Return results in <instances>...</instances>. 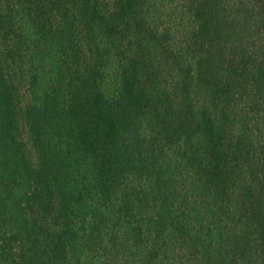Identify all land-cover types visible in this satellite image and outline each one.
I'll use <instances>...</instances> for the list:
<instances>
[{"label": "trees", "instance_id": "16d2710c", "mask_svg": "<svg viewBox=\"0 0 264 264\" xmlns=\"http://www.w3.org/2000/svg\"><path fill=\"white\" fill-rule=\"evenodd\" d=\"M253 1L261 25L246 30L253 13L239 1L245 35L225 73L207 83L204 73L193 76L180 96L167 97L153 90L143 48L145 0H83L79 22L61 0H0V149L19 128V88L9 70L34 68L49 45L61 55L57 85L26 113L38 155L26 162L31 179L20 229L0 225L7 264H264V144L258 149L253 137L238 135L232 119L248 98L249 115L264 113V0ZM187 2L195 30L210 33L215 19H227L212 12L210 0ZM80 26L102 29L111 43L105 51L116 45L122 56L113 93L106 90L105 53L100 44L98 52L84 50ZM191 85L209 90L208 100L191 97ZM176 147L185 150L200 196L189 197L183 186L181 193L177 179L170 188L161 179L166 169L158 160ZM8 161L3 155L0 167ZM245 163L254 177L232 210L228 196Z\"/></svg>", "mask_w": 264, "mask_h": 264}, {"label": "rangeland", "instance_id": "374dc122", "mask_svg": "<svg viewBox=\"0 0 264 264\" xmlns=\"http://www.w3.org/2000/svg\"><path fill=\"white\" fill-rule=\"evenodd\" d=\"M239 1L246 5L243 12L246 14H248L247 12L253 13V18H251L249 25L247 24L246 30L248 26H250L249 30L256 29L255 26L259 28L261 22L256 15L255 2L253 0H210L208 6L213 8L212 12L218 15L219 18L221 17V19L227 16V19L223 18L219 21L220 24H216L217 20L215 19L213 21L214 27L210 33L207 30H195L196 21L191 19L193 11L188 9L187 0H145L141 14L145 21V27L140 32L141 37L144 38L143 48L149 58V70L154 81L153 90L154 87L157 89L156 93H167V97L180 96L184 80L188 79L187 83H190L189 81H191L193 76L196 77L204 73L205 83H207V81L216 80L214 77H219L225 73V69H228L229 59L239 53L237 46L238 41L242 40L240 36L245 35V21H242L240 14L235 11ZM61 2H64V6H67L70 11H74L77 22H79L80 18H84L82 10L83 0H61ZM214 13L212 15H215ZM34 25L33 20L31 22L28 21L23 26L24 34L27 35L32 29L34 30ZM225 26L234 27L235 34L228 33L229 28L222 29ZM90 29L86 30L83 26L82 32V26H80L78 28V39L83 44L86 52L88 50L98 52L97 47L100 44L101 52L105 53V67L103 69L106 75L104 79L106 90L108 89L109 93H113L119 85V67L122 65V56L119 55L116 45L111 47L108 52L105 51L104 47L111 43L107 41L105 32L102 29L96 27ZM234 31L232 30L233 33ZM131 38H133L132 33ZM246 42L244 41V43ZM126 43L127 41L125 40L124 45ZM48 49L49 52L42 56V60H38L39 64L34 62V68H31L30 63H26L23 67L18 66L16 68V66H13L12 68H14V71L16 70V73L13 70H9L10 75H15V85L19 88L17 100L19 128L17 138L14 141H6V148L4 150L0 149V153L3 152L0 159L3 155L7 154L9 156L6 169L0 167V225L4 229H20L18 225L22 216L20 208L21 206H26L25 199L30 189L31 179L26 174V169L28 168L26 162L36 161L38 155L36 149L32 146L31 135L29 132L26 133V128L28 127L26 123L27 110L33 103L44 101L46 94L58 83V76H56L55 71L57 68L56 63L59 61L58 57L60 59L61 55L58 54L59 49L56 44L49 45ZM168 51L170 52L168 53ZM66 59L67 63H72V57L68 56ZM63 60L65 59L63 58ZM201 60L204 63V69H200L199 61ZM3 62L6 65L5 59H3ZM77 64L80 65L81 69L85 65L80 64V62H77ZM36 68L39 69L37 73L33 72V69ZM193 83L195 84L196 82L193 81ZM189 87L191 97L195 96L196 98H194L201 102L208 100L209 90L207 91L206 88L199 90L197 85ZM87 90L90 89L87 88ZM253 104L254 100L248 98V101L240 104V109L234 111L233 118L232 116L231 118L235 120L233 127L236 129L237 134L253 137L254 145L260 149V146L264 144V113L249 115L247 111ZM258 108L259 111H263L264 105H259ZM242 118L244 122L241 121ZM147 148L148 145L142 146V150ZM178 151L179 147H176L173 151L167 150L168 153L165 154L164 158L158 160L159 165L161 163L162 167L166 169L164 178L162 177L161 179L169 181L167 186L169 188L173 187L171 180L177 179L176 182L181 193V189L186 187L189 197L191 195L200 196L202 186L197 183V180H194L195 176L186 167V159L183 156L185 150ZM253 169L250 168L248 163H245L240 171L239 179L234 181L231 189L232 195L228 196L230 199H234V204H231L232 210L238 209L241 204L240 195L245 193L244 188H247L251 183L252 177H254ZM155 177L157 176L153 175L151 178L155 179ZM181 186L183 187L181 188ZM187 207L190 208V205ZM200 211L203 215L206 209H200ZM124 251H128V248ZM206 253L204 251V254ZM10 260L9 257L5 259V257L0 256V264H7Z\"/></svg>", "mask_w": 264, "mask_h": 264}]
</instances>
